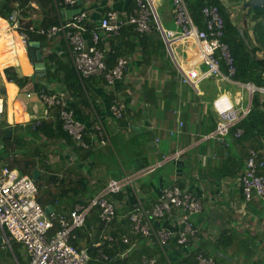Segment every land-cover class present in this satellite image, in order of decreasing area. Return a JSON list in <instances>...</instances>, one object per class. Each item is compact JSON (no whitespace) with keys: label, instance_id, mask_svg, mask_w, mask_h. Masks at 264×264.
Instances as JSON below:
<instances>
[{"label":"built area","instance_id":"2783aa9c","mask_svg":"<svg viewBox=\"0 0 264 264\" xmlns=\"http://www.w3.org/2000/svg\"><path fill=\"white\" fill-rule=\"evenodd\" d=\"M77 2L78 0L63 1L64 6L71 9ZM170 2L174 29H166L156 22V30L161 34L167 53L182 82L196 93L199 92L200 84L209 80L230 82L244 88L250 99L255 93H259L264 99V88L256 87L252 83L242 84L232 81L234 68L229 47L222 41L224 21L218 8L216 6L203 8V28H200L192 20L184 0H170ZM30 6L37 8L34 3H30ZM62 11L59 12L57 25L47 29H37L35 33L45 36L46 39L60 37L65 45V53L80 81L92 74L103 73L106 85L115 91L116 83L124 78L129 61L123 57L119 58L115 66L106 71L103 51L97 47L100 40L99 32L118 36L122 27L132 25L134 31L139 34L149 33L150 18L154 16L150 5L148 2L144 4L138 0L125 19L117 12L108 10L91 29L88 28L86 12L77 10L69 17H63ZM2 20L14 26L23 47L33 44L27 42L23 26L25 22L22 21L19 11ZM86 36L90 37L91 45L87 44ZM222 64L226 67V73L221 70ZM16 89L13 93L14 101L22 98L36 99L42 107L43 115L31 122L45 119L49 113L54 112L62 124V130L77 150L87 152L109 145L103 120L95 115L96 122L93 124L92 132L75 115L59 91L48 94L41 89L39 94H36L21 92L18 87ZM5 95L0 94V131L11 126L6 120ZM238 102L226 93H220L211 102V109L216 117V127L210 137L219 143H226L230 129L249 112L250 108L239 112L236 108ZM109 110L112 117L119 119L123 115L124 104L115 100ZM182 128L183 123L177 121L175 129L168 130V133L172 136L180 133ZM239 134L240 130H237L234 136L238 137ZM180 154V151H175L163 156L160 163L145 169V172L151 173L167 161H177ZM263 169L264 158L260 156V152L252 148L248 149V158L240 178L245 203L253 198L264 203ZM132 181V176L124 174L121 180L109 181L89 204L76 205L68 213H58L53 210L46 213L45 208L38 202L39 189L36 181L32 179V173L20 175L17 170L0 164V250L8 247L13 253L12 244H19L25 264H88L90 255L87 249L75 247L73 241L77 238L76 231L83 229L93 210L97 211L101 237L104 241L112 244L120 241L127 246V251L134 247V243L130 244V235L148 238L164 256L165 247L171 239L174 238L177 245L183 246L195 237L197 229L193 225V217L202 210L204 194L201 190L192 191L177 184L163 187L155 203L150 207H145L142 202L136 201L135 207L126 215L129 231L125 236L114 239L111 234H107L106 229L117 218V207L110 196L119 193L123 186H131ZM173 216H177L175 229L170 230L157 225L165 218ZM54 226L57 227V231L49 235ZM99 246V243L91 244V247ZM125 255L126 253H121L120 256ZM98 258L109 261L108 256L102 251L98 252ZM194 259L195 264H215L212 257H206L202 253H196ZM138 264H158V259L142 255Z\"/></svg>","mask_w":264,"mask_h":264},{"label":"trees","instance_id":"16d2710c","mask_svg":"<svg viewBox=\"0 0 264 264\" xmlns=\"http://www.w3.org/2000/svg\"><path fill=\"white\" fill-rule=\"evenodd\" d=\"M63 1L64 0H0V17L7 19L11 14L19 11L22 21L25 22L23 26L27 35V42L38 44V47L36 48L28 45L27 51L39 49L42 53V63L44 64V74L40 76L32 75L20 77L16 74L12 67H8L5 69V75L8 81L14 83L22 92L24 91L39 94L40 90L44 89L46 93L52 94L59 91L68 102L70 108L73 109L75 115L79 117L92 132L94 131L93 124L96 122L95 115L102 119V115L108 112L109 117H112L109 107L115 100L121 101L124 104V112L121 118L116 119L112 117V119L116 120V122L126 129L130 128L132 134H136L131 129V125L137 121L135 117L146 116V120H149V117H152L156 120L157 125L166 123L172 126L177 117V109H181L180 119L184 120L183 123L185 122V119H190L191 110H188L189 104H187V106L186 104H180V106L175 96H168V98L157 97L159 95L157 94L158 91L155 87V83L150 84V82H147L143 83V85H139L137 81L127 79V71L124 78L116 83L115 91L106 85L103 73L88 76L80 81L67 54L65 53L66 49L62 40L59 42V46L63 55H59L54 52H44L43 49L48 45V42L55 38L46 39L45 36L35 33V30L47 29L58 24L59 12L66 8ZM137 1L138 0H131L126 12L127 15L122 18L125 19L128 16V14L136 6ZM140 1L146 4V0ZM184 1L192 20L200 28H203V8L207 6H216L218 8L220 16L224 21V36L222 41L229 47L232 58V66L234 68L232 81L242 84L252 83L256 87L264 88V58L259 59L257 57L258 52H264V24L260 21L264 17V12H255L252 9H248L251 13V18L254 21L252 34L255 38L256 45L253 44L248 31L243 30L248 40V45H246L239 35V26L237 21H232L230 19L226 8L220 0ZM30 3H34L37 6L41 16L40 21L38 20L34 22L27 17V14L34 12ZM169 7V17L173 21V10L170 0ZM72 8L76 9L79 8V6H77L76 3ZM159 9L160 12L158 14L162 22V26L166 28L164 25H167V21L169 19L166 15H164L166 14L165 12H161V7H159ZM150 19L151 30L149 33L139 34L134 31V27L132 25L122 27L118 36L107 35L102 31L99 32L100 40L97 47L103 51V62L106 71L113 68L116 61L122 57L128 59L129 65L131 60H134L136 56H140L145 61L148 60V51L143 48V45L148 40V35L153 32V29L156 30V20L154 16H151ZM96 24L97 23H93L88 17V28H94ZM29 28H32L33 30H30ZM86 39L87 44L91 45L90 37L86 36ZM139 48L143 49L140 50ZM2 53H4L3 45L0 46V54ZM129 65L127 68H129ZM221 70L223 73H226V67L224 64L221 65ZM168 79L171 81L173 78L169 77ZM143 89H145V91ZM154 90L156 92H154ZM165 90H168L167 86L163 87L162 91ZM127 91L130 93L128 94ZM103 95L104 98L102 99ZM162 99L164 101H162ZM31 101H35V99L22 100V102H20L19 99L16 101V105L18 109L23 106L25 108L26 103ZM21 104L23 105L21 106ZM86 113L87 115L85 116ZM208 114L209 116H204V118L199 121L200 126L197 129L198 136H190V134L187 133L188 127L184 126L185 123L183 124V130L186 132V135L181 136L182 145L188 146L192 142L200 140L203 136L208 135L215 130L216 122L211 114ZM185 116L187 117L185 118ZM20 125L9 126L8 128L0 131V164L7 166L9 169L17 170L20 175L31 174L34 169L39 170L40 168L38 160H34V156L32 159L16 156L15 147L18 146L19 143L21 144L24 136L31 135L36 137V139L44 137L46 140L56 141L64 139L68 145L74 147L70 139L62 130V124L54 112L49 113L45 119L25 124L28 133H25L22 137L21 135H14L13 130L9 138L5 137L8 131ZM237 130H240V134L238 137H235L234 135ZM193 132L196 133L194 130ZM146 134V137L149 139L152 138L151 132ZM229 137L231 138L235 152L228 148L226 143L220 144L217 143L218 141L216 142L214 138H208L198 145L188 149L186 152H183L180 155V162L176 163V165L172 164L173 161H167L154 169L153 172L169 163L166 167L170 170L171 166H173L175 175L178 177L177 182L174 184L179 185L181 188L196 187V179L194 176H191L193 174H196L197 177H201V179L204 178L213 182H232V185L237 186V198L239 200V204L236 208H234L226 203L225 207L228 209L230 207V210H227L228 212L225 216L232 218V216L235 215V219H238L236 215L239 214L242 216L241 212L244 210L246 214L248 212L256 217V226L262 227L263 231L258 234L250 233L249 235L248 232H250V230L243 229L242 227L235 229L231 226L233 229H230L226 226L219 225V227L213 228V230L216 231L215 237L212 236L211 239L206 241L202 236L203 231L201 230L196 233L193 239H190L188 243L183 246L177 245L175 239L173 238L169 241L168 246L165 247L166 257L161 253L164 257H160L158 264H195L194 256L196 253H202L206 257H212L215 264H239V260L242 261V264H264V203L255 198L245 203L240 182L241 175L243 174L245 168V162L248 158V149L252 148L259 151L261 157H263L264 154V99L259 93L252 95L249 112L236 126L230 129ZM108 138L110 144L111 139L109 135ZM87 140L89 141V139ZM112 144L113 143L111 142V146ZM43 146L44 145L39 146V150L42 148L44 149ZM39 150H34L36 157L40 156ZM93 150L96 149H92L86 153H90ZM207 150L210 151L211 157L207 158L204 163L205 158L203 157H205ZM202 155H204L202 157L203 163L201 159ZM262 174L264 175V169ZM71 180L76 184L75 191L73 189L70 190L74 195L83 193L86 190L88 183L86 176L74 174L71 177ZM56 182V178L51 175L40 185H37L39 189L38 202L42 205V207L45 208L48 205L53 206V202L56 203L57 200L66 195V192H69V190H60ZM111 196H113V199L116 201L121 199L120 192ZM206 202H208V197L205 193L202 198V210L199 214L193 217V225L195 228H197L201 223H204L206 220L207 224L209 223V219L213 211L210 210L209 205L206 204ZM94 212L97 214V211ZM246 214H244V216ZM170 220H172V217H167L163 221ZM114 221L113 223L116 222ZM231 223H235V221L232 220ZM96 224L95 229H98V223ZM157 225L160 226L159 224ZM56 231L57 227L54 226L49 235L54 234ZM79 232L80 230L76 231L77 238L73 241V245L75 247H78L80 239H83L80 237ZM81 236L83 235L81 234ZM111 236L114 239H117L121 236V234L114 232ZM197 237L200 239L199 243L196 247H192L191 244H194L193 240L197 239ZM234 238H236V240H234ZM136 240L146 241L147 248L151 251L152 248H156L157 252L160 253V249L151 243L148 238L143 236H129L130 244L134 243ZM105 242L107 244L105 246L103 244V246L100 245L99 247H91L90 240L87 239V241H85V248L90 255V261L88 264L109 262H111L110 264H127L129 261V258H127L128 254L125 255L126 257L124 256L121 258V260L111 259L113 257H110L113 255L110 254L112 250L123 252L127 249V246L121 244L120 241H116L114 244L108 243L106 240ZM13 244L12 250H14L13 247L15 246L16 249H18V254L15 255L18 264H25L22 260L21 253L19 252L20 245L15 243ZM110 245H112V247H110ZM232 247L235 248V255H233V253L229 254L228 249H232ZM99 251L106 254L109 261L99 259ZM140 252H143L146 256L150 257H154L157 253H150L149 250H139V253ZM219 254L228 256L230 260ZM138 259L140 261V258L137 256L135 264H138Z\"/></svg>","mask_w":264,"mask_h":264},{"label":"crops","instance_id":"0c3cea01","mask_svg":"<svg viewBox=\"0 0 264 264\" xmlns=\"http://www.w3.org/2000/svg\"><path fill=\"white\" fill-rule=\"evenodd\" d=\"M149 1L157 6L156 12L160 24L162 25L158 14L160 12L159 7H161V12H165L166 14L164 15H166V17H168L169 19L167 21V25H169V27L166 29H174L173 21L169 17V0ZM78 2L79 5L77 6H79V8L71 9L69 7H66L63 9L64 11H62V13H65V15H67L68 12L82 10L87 13L89 19H91L93 23H97L99 19L104 15V13L108 10L117 12L120 17H125L127 15L126 12L131 0H78ZM33 9L34 12L31 13L32 18L35 20H38V18L40 19L41 16L39 14L38 8ZM2 36L8 37L9 39L13 38V46L7 50H4V53L0 54V94H3V96L5 94L7 95H5V98L7 100V124H10L11 126L29 124L31 120L43 115L41 110L42 107L35 99V101L26 103L25 110L22 111L21 107L20 109H18L16 105L17 100L14 101L13 97V93L17 90V87L15 84H11L8 82L5 75V69L8 67H12L16 74L20 77L32 76L35 75L33 65L27 58L28 55L26 54L23 45H21L18 35H15V29L12 28L11 25L5 23L2 18H0V38ZM60 41V37H56L55 39L48 42V45L43 49V51L54 52L58 53L59 55H63V52L61 51V48L59 46ZM17 46L20 47V50L17 49ZM143 48L147 49L148 51V60L145 61L140 56H136L134 60H131L129 68L127 69V79L137 81L139 85H143V83L147 82H150V84L155 83V87L158 91L157 94L159 95L157 97L168 98V96H175L179 105L186 104L187 106V104H189L188 110H191V116L190 119H185V124L183 123L184 120L180 119L181 109H177V117L172 126L166 123L157 125L156 120L152 117H149V120H146V116L135 117L137 121H135V123L131 125V129L133 130V127H138L139 130L137 131L134 129L133 131L136 134H132L130 128L126 129L125 127L121 126L118 122H116V120H113L112 117H109L108 112H106L102 115V119L104 121L107 134L109 135L111 142L113 143L112 146L110 142L108 146L98 148L90 153L75 149L73 146L68 145V143H66V140L64 139L61 141L46 140V142H49L48 144H50V146H43L44 162L42 161L41 163V165L44 166L43 170H47V167L50 168V165H53L54 168L53 172L45 174V179L53 175L57 180L56 183L58 184V188L60 190H69V192H66V195L64 197L57 200L56 203L53 202V206L48 205L45 207L47 208L50 206L55 212L68 213L76 205H87L91 202V200L99 195V193L106 187L109 181L121 180L124 177V174L133 177L131 186L127 185L122 187L124 189L121 188V199L119 201L114 200L113 196H110V199L112 201H115L117 207V218L115 220L116 222L114 221L115 223H113L106 229V233L112 235L114 232L120 233L121 236H125L128 233L129 223L126 215L135 207L136 201H140L146 207H150L155 203L158 194L163 187H167L166 185H173L177 182L178 177H176L175 175L173 166H171L170 170L166 167L169 163L151 173H146L145 169L159 163L161 158L165 155H170L175 151H180L181 154L183 152H186L188 149L198 145L204 140L211 138L210 136L214 133V131H212L210 134L203 136L200 140H196V142H192L190 145L184 146L182 145L181 136L186 135V132L183 130V128L181 129L180 133L173 134L172 136H170L168 133V130L175 129L177 121H181L185 127H188L187 133H189L190 136H198L197 129L200 126L199 121L203 119L204 116H209L208 113H210L214 118V121L216 122V117L211 109V102L220 93H226L231 97V99L238 100L239 102L236 105V108L239 112L250 108L251 105V99L246 95L245 89L241 86H237L239 87V89H235L236 85H233L230 82L226 83L225 81L209 80L200 84L198 93L194 92L187 84L183 83L181 78L178 76L176 69L172 64L171 59L164 46L162 36L155 29H153V32L148 35V40L144 43ZM139 49L142 50L141 48ZM169 77L173 79L170 81L168 79ZM209 82H213V85L216 88L215 95L208 100L205 97L204 91L201 89V85ZM220 82L225 83L223 85H226L228 83L231 84L233 89L230 88L229 91L222 89L225 87L220 86ZM166 86L168 87V90L162 91L163 87ZM143 90L145 91V89ZM154 92L156 91L154 90ZM103 98L104 95L102 96V99ZM196 99L199 101L200 105L195 104L194 101ZM22 100L24 99H20V102H22ZM162 101L164 100L162 99ZM22 105L23 104H21V106ZM34 107H37L38 110L34 111ZM86 115L87 113L85 114V116ZM186 117L187 116H185V118ZM193 130L196 131V133H194ZM148 132H151L152 134L151 139L146 137V133ZM225 141L227 147L235 152L231 138L229 137V139L227 138ZM117 148L121 154V159L117 154ZM111 153L114 154L115 158L118 159V162L120 164V168L122 171V175L120 176H118L117 173L111 170V162H108V156L110 157ZM210 155V151L207 150L205 157H203L204 155L201 156L202 163L203 158H205V163L207 158L211 157ZM35 159L38 160L39 163V156H37ZM121 160L124 162L125 166H123ZM178 162H180V156L178 160L173 161L172 164L176 165V163ZM40 172L41 171H39V173ZM74 174L86 176L88 180L86 190L78 195H74L70 191L71 189H73L74 191L76 189V184L71 180V177ZM40 175L41 173L39 174V177ZM191 176H194L196 179V187L185 188H188L192 191L201 190L203 194L206 193L208 197V202H206V204H208L210 210L213 211L209 219V223L207 224L206 220L196 228L197 233L198 231L200 232V230L203 231L202 236L205 241L211 239L212 236L215 237L216 231L213 230V228L219 227V225L226 226L230 229H238L242 227L243 229L250 230V232H248L249 235L250 233L258 234L263 231L262 227L256 226V217L253 214H249L248 212L246 214L244 210L241 212L242 216H240L239 214L236 215L238 219H235V215L232 216V218H228L225 216V214H227L228 212L227 210H230V207L229 209L225 207L226 203L234 208H236L239 204L236 185H232V182L230 181L213 182L204 178L201 179V177H197L196 174H193ZM94 211L95 210H93L91 216H89L86 220L84 228L79 232L80 237L83 238L79 241L78 247L80 248L86 247L85 241H87V239L90 240L91 244L99 243L101 246H103V244L104 246L107 245L104 239L101 237V225L99 223V220L97 219V214ZM244 214L246 215L244 216ZM232 220H234L235 223H231ZM176 222L177 216H173L172 220L162 221L161 223H159V225L172 230L176 228ZM96 223H98V229H95L97 225ZM81 234L83 236H81ZM84 236L86 237L84 238ZM199 240L200 239H198V237L197 239H194V244H191V246L196 247L199 243ZM234 240H236V238H234ZM146 245V241L136 240L134 242V247L130 251H127L128 248L123 252L112 250L110 254L113 255L110 257H113L111 259L121 260V258H123L120 256L121 253H126V255H129V257L127 255V258H129L127 264H135L137 256L138 258H140L141 255H146L143 252L139 253V250H149L150 253H152V251L147 248ZM234 249V247H232V249L229 248V254L233 253V255H235ZM219 255L223 256L226 259H229V257L226 255ZM110 263L111 262L98 264ZM239 264H242L241 260H239Z\"/></svg>","mask_w":264,"mask_h":264},{"label":"rangeland","instance_id":"374dc122","mask_svg":"<svg viewBox=\"0 0 264 264\" xmlns=\"http://www.w3.org/2000/svg\"><path fill=\"white\" fill-rule=\"evenodd\" d=\"M220 1H221V3H223L224 7L226 8L230 19L232 21H237V24H238L240 29L248 31V34H249L253 44L256 45L255 38L252 34L254 21L251 18V13L248 11V9H245L243 7L245 2L248 0H220ZM27 17H29V19L31 21H34V22H36L38 20L40 21L39 18H38V20L33 19L31 14H27ZM260 21H262V23L264 24V17ZM164 26H166V28L169 27V25H164ZM25 51H26V54L28 55L26 49H25ZM158 54H159V52H158ZM263 55H264V52H258L257 53V57L259 59H263L264 58ZM27 58L29 59L28 56H27ZM223 84H225V83H223V82L219 83L220 86L225 87L222 89L228 90V91L230 90V88L233 89L231 84H229V83L226 85H223ZM215 88L216 87L213 85V82H209V83H205V84L201 85V89L204 91L205 97L208 100L211 99V97H213L215 95ZM235 89H239V87L236 86ZM194 102L196 105H200V103L197 99ZM12 130H13L14 135H21V137L25 133H28L27 127L25 125H20L18 127L11 129V131ZM32 135H35V134H32ZM30 136L28 135V136L23 137L21 144L19 143V145L15 147V154H16V156L26 157L28 159H32L34 156V160H35L36 155L34 154V150H39V146H41V145L49 147L50 144H48L49 142H46V139L43 137L36 139V137H33V136L30 137ZM39 151H40L39 152L40 161H39L38 165H40L39 171H41L40 172L41 175H40L39 179H37V181H36L37 185H40L42 182L45 181V174L46 173L53 172V170H54L53 165H50V168L47 167V170H43L44 166L41 165V163L44 160L43 159L44 150L42 148ZM116 151H117L119 158L121 159V154H120L118 148ZM161 160H162V158H161ZM108 162H111V165H110V167L112 168L111 170H113L115 173H117L118 176L122 175V171H121L118 159L115 158L113 153H111L110 157L108 156ZM122 164H123V166H125L123 161H122ZM109 173H111V172H109ZM122 189H124V188H122ZM85 237L86 236H84V238ZM12 245H14V244H12ZM13 249H14L13 253L8 249V247L0 250V264H18L16 261L17 259L15 257V255L18 254L17 253L18 249H16V246L13 247ZM152 252L154 254L155 252H157V249L152 248ZM161 256H163V255L161 253L157 252L154 257H156L159 261Z\"/></svg>","mask_w":264,"mask_h":264},{"label":"water","instance_id":"95a60500","mask_svg":"<svg viewBox=\"0 0 264 264\" xmlns=\"http://www.w3.org/2000/svg\"><path fill=\"white\" fill-rule=\"evenodd\" d=\"M146 2H148V4L150 5L151 9H152V12H153V15H154V18L156 20L157 23L160 24L159 22V18H158V15H157V12H156V5L152 4L149 0H146ZM77 5H79V2H77ZM243 7L245 9H252L253 11L255 12H258V11H261V12H264V0H248L245 2V4L243 5ZM77 11V10H76ZM75 12L74 11H71V12H68L67 15H65V13H62L61 15L63 17L67 16L69 17L70 15L74 14ZM239 31V35L241 37V39L243 40V42L248 45V40L246 38V35L244 34V31L242 29H238ZM30 46H33V47H38V44H32ZM27 47L28 45H24V48L27 50ZM28 53V57H29V60L30 62L32 63L33 65V69H34V74L35 75H42L44 73V65L42 63V53L41 51L38 49V50H29L27 51ZM264 57V55H263ZM92 75H96V74H92ZM139 130L138 127H133V130ZM11 133L12 131H8L7 135L5 136L6 138H9L11 136ZM39 171L37 169H34L32 171V179L34 181H37V179L39 178ZM52 208L49 206L47 208H45V212L46 213H50L52 212Z\"/></svg>","mask_w":264,"mask_h":264},{"label":"bare ground","instance_id":"6f19581e","mask_svg":"<svg viewBox=\"0 0 264 264\" xmlns=\"http://www.w3.org/2000/svg\"><path fill=\"white\" fill-rule=\"evenodd\" d=\"M12 28H14V26H12ZM15 29V28H14ZM21 43V42H20ZM19 43V44H20ZM0 44L1 45H3V49L4 50H7V49H9L10 47H12L13 46V38H8V37H5V36H2L1 38H0ZM22 45V44H21ZM18 48V50H20V47L19 46H17ZM21 54V53H20ZM37 105V104H36ZM26 109V107L24 108V106L23 107H21V110L23 111V110H25ZM34 109V111H36V110H38L37 109V107H34L33 108ZM42 114H43V110H42Z\"/></svg>","mask_w":264,"mask_h":264},{"label":"clouds","instance_id":"9594fccd","mask_svg":"<svg viewBox=\"0 0 264 264\" xmlns=\"http://www.w3.org/2000/svg\"><path fill=\"white\" fill-rule=\"evenodd\" d=\"M162 158H163V157H162ZM161 161H162V160H161ZM161 161H159V163H160ZM155 165H156V164H155ZM115 220H116V219H115ZM111 225H112V224H111ZM111 225H110V226H111ZM83 228H84V227H83Z\"/></svg>","mask_w":264,"mask_h":264}]
</instances>
